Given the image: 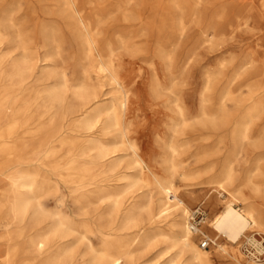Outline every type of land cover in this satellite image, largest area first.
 I'll return each mask as SVG.
<instances>
[{
  "label": "bare ground",
  "instance_id": "6f19581e",
  "mask_svg": "<svg viewBox=\"0 0 264 264\" xmlns=\"http://www.w3.org/2000/svg\"><path fill=\"white\" fill-rule=\"evenodd\" d=\"M215 1L194 0L193 14L198 6ZM12 5V0H0V220L6 218L14 226L7 240L17 245L0 255V264H14L19 250L32 255L22 264H79L80 259L83 264H138L139 256L143 260L158 247L156 257L141 264H212L209 252L192 241L188 203L195 199L175 186L181 145L170 144L172 157L164 155L159 162L145 156L129 138L126 118L131 90L115 65L114 25L109 22L114 0H47L45 8L50 12H42L44 20L36 7L16 17ZM261 10L264 13V0ZM185 28L181 22L175 33L183 34ZM66 35L74 43L78 62L88 65L77 66L79 78L77 72L70 77L66 67L55 65ZM38 40L40 46L35 45ZM161 46L162 58L171 60L173 54L165 44ZM90 70L115 86L118 96L104 100L98 87L89 86ZM254 75L258 69L249 74ZM32 84L43 87L26 101L22 97ZM249 97L236 104L247 107L239 118L228 112L213 117L201 107L194 120L197 128L219 136L218 146L222 139L231 140L229 154L223 155L220 172L211 183L214 192L228 198L223 211L209 222L219 234L215 246L237 262L258 264L252 256L245 260L239 247L243 238L256 242L248 235L253 229L264 232V204L257 201L264 202V175L259 173L264 166V127L255 131L260 104H244L252 101ZM176 108L185 123L182 109L178 104ZM173 131L180 135L178 123ZM246 147L255 153V175L246 174L239 183L234 163ZM60 150L68 162L50 164L48 160L58 158ZM7 165L16 169L6 176ZM159 165L162 176L155 171ZM46 169L75 197L76 217L44 207L42 198L57 187ZM143 189L157 192V204L148 196L145 202L140 200L136 194ZM129 195L133 196L130 202L125 200ZM239 202L243 209L235 207ZM81 230L98 238L99 251ZM220 236L232 245L230 251L218 244ZM83 244L87 250L80 252Z\"/></svg>",
  "mask_w": 264,
  "mask_h": 264
},
{
  "label": "rangeland",
  "instance_id": "374dc122",
  "mask_svg": "<svg viewBox=\"0 0 264 264\" xmlns=\"http://www.w3.org/2000/svg\"><path fill=\"white\" fill-rule=\"evenodd\" d=\"M12 1L11 8L19 18L29 14L28 9L32 7L38 9L37 15L40 20H44L43 11L50 12L45 8L47 0ZM193 1L114 0V11L110 12L109 22L114 25L112 48L115 65L131 90V103L126 118L129 138L139 145L145 156L159 162L164 155L172 157V152L168 149L170 144L176 142L181 145L179 155L176 156L180 167L175 177V186L179 191L194 197L195 200L188 203L189 213L201 204L208 209V220L203 226V232L210 239L215 240L217 233L209 226V222L223 211L228 198L214 192L215 187L211 183L220 172L219 162L224 159L223 155L225 157L229 154L231 140L228 137L222 139L218 146L219 136L197 128L194 118L200 114L201 107L209 109V114L213 117L221 112H228L236 114L235 118H239L247 107H237L236 104L250 96L252 101L244 104L249 105L257 101L260 104V119L255 122L254 129L257 131L264 127V13L261 10L263 0H218L211 6L205 2L197 7L195 15ZM181 22L186 25L185 32L177 34L175 30L180 29ZM62 40L64 41L62 56L55 65L60 68L66 67L70 77L77 72L76 77L79 78L77 66L81 64L88 67V65L78 62L76 51L72 48L74 43L67 35ZM41 44L40 40L35 43L37 46ZM164 44L167 46V51L173 54L171 60L162 58L160 54L161 45ZM102 45L106 47L107 43ZM248 61L253 64L247 65ZM257 69V76H249ZM95 71H89V86L91 84L92 88L98 87L97 90L104 96V100L118 96L117 88L109 85L106 80H101ZM42 87L43 84H32V90L23 94L22 98L31 101L36 90ZM176 104L185 115V123L179 116ZM177 123L180 135H176L173 131ZM245 149L234 163L239 183L244 180L246 174L255 175L256 167L252 165L255 153L251 148ZM61 151L58 153V158L56 155L48 162L52 165L59 163L64 166L69 157ZM44 158V154L39 156L42 161ZM15 169L16 165H7L4 174L10 175ZM155 171L160 176L164 174L160 165ZM259 173L264 175V166ZM50 175L54 177L52 173ZM54 181L57 187L48 191L42 198L44 207L50 212H59L63 215L68 213L67 216L76 217L78 207L75 197L68 187L55 177ZM3 185L8 188L6 179L3 180ZM250 192V189L245 190L247 195ZM136 195L141 196L140 200L144 202L147 200L145 197L148 196L154 204H157L158 194L152 189H143ZM132 197L129 195L125 200L130 202ZM257 201L259 204H264L260 198H257ZM235 207L243 209L244 205L239 202ZM0 222V255L3 256L9 249L12 252L17 244L7 240V233L13 231L14 226H10L11 223L6 218H2ZM81 233L86 232L81 230ZM86 234L91 237L95 250L99 251L101 243L98 238L90 233ZM248 235L250 237L256 235L258 241L253 244L264 242L263 231L260 232L255 228ZM192 241L202 251L209 252L212 264H243L237 262L228 253L219 250L218 246L211 245L210 248L203 249L200 236L193 234ZM244 241L245 238L239 245L240 251L245 260H251L252 258H248L249 254L245 252ZM218 244L228 251L232 248L223 236H220ZM80 248V252H84L83 250H87V245L83 244ZM159 248L161 247L157 250ZM155 250H149L143 260L139 256L138 264L154 259L157 255ZM18 252L14 264H22L25 260L32 259L31 254L21 250ZM83 263L80 259L79 264ZM34 264H42V262L36 261Z\"/></svg>",
  "mask_w": 264,
  "mask_h": 264
},
{
  "label": "built area",
  "instance_id": "2783aa9c",
  "mask_svg": "<svg viewBox=\"0 0 264 264\" xmlns=\"http://www.w3.org/2000/svg\"><path fill=\"white\" fill-rule=\"evenodd\" d=\"M207 220L208 209L204 206V204L194 208L189 215L190 230L193 234L201 237V247L203 249H208L211 247V245L215 246L214 241L206 236L203 232V226L206 224ZM253 238L258 241L256 235H254ZM258 244H260V251H258ZM258 244H253L252 242L250 243L248 239H245L244 241L245 252L249 254L247 257L252 256L257 262L260 260L264 261V242H258Z\"/></svg>",
  "mask_w": 264,
  "mask_h": 264
}]
</instances>
